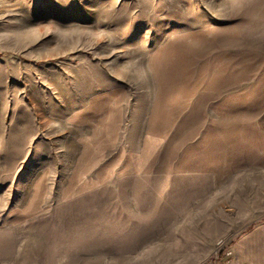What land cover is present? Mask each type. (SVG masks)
<instances>
[{"label":"rangeland","instance_id":"obj_1","mask_svg":"<svg viewBox=\"0 0 264 264\" xmlns=\"http://www.w3.org/2000/svg\"><path fill=\"white\" fill-rule=\"evenodd\" d=\"M0 264H264V0H0Z\"/></svg>","mask_w":264,"mask_h":264}]
</instances>
